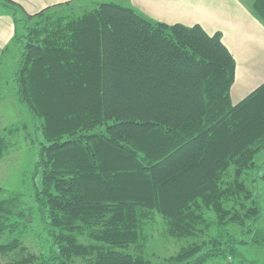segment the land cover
I'll use <instances>...</instances> for the list:
<instances>
[{"label":"trees","instance_id":"trees-1","mask_svg":"<svg viewBox=\"0 0 264 264\" xmlns=\"http://www.w3.org/2000/svg\"><path fill=\"white\" fill-rule=\"evenodd\" d=\"M253 8L264 21V0ZM25 13L14 82L46 142L34 201L50 247L13 264H150L142 245L156 216L185 240L170 260L258 264L243 248H264V174H251L264 149V81L231 101L235 59L220 32L112 1ZM23 202L0 198V234L32 221Z\"/></svg>","mask_w":264,"mask_h":264},{"label":"rangeland","instance_id":"rangeland-1","mask_svg":"<svg viewBox=\"0 0 264 264\" xmlns=\"http://www.w3.org/2000/svg\"><path fill=\"white\" fill-rule=\"evenodd\" d=\"M73 1L74 3H94L97 0ZM99 1L125 4L120 0ZM20 6L16 2L0 0V137H3L5 142L3 154L0 158V198L7 197L11 192L20 194L24 201L22 207L26 208V211H30L32 221L28 223L29 225L23 233L17 230L0 234V245L10 242L13 236L18 237L21 235V242L18 247L10 251H0V264H13L28 257L27 255L31 256V254L36 257H38L39 253L47 254L50 247L49 241L46 240L47 224L37 211L34 201V195L42 184V168L37 163L40 158L41 146L46 142L42 136L39 121L33 117L24 103L18 101L14 82L20 47L17 37L23 34L24 20L27 18L26 8L22 5ZM5 18L10 19L13 26L11 38L8 40H6L7 36L4 35V28L7 24ZM14 18L17 22H14ZM257 48L260 47L257 45ZM259 64L260 62L257 63V65ZM243 77V72L239 71L235 82L233 81V103L240 101L264 80H256L258 84L247 87L244 86L245 79ZM256 158L260 169L251 172L253 177L259 176L260 173L264 174V149L258 153ZM255 191L258 192L260 199L261 219L259 225L264 226L263 181H260ZM239 229V226H235V235L239 233ZM145 230L147 231V236L143 240L142 250L144 257L150 261V264L185 263V259L170 260L171 257L177 254L180 247L185 244V240L169 236L164 231L160 217L156 216ZM243 250L247 257L254 256L258 264H264L263 247L250 246L243 248ZM209 264L222 263L215 260L214 262H209Z\"/></svg>","mask_w":264,"mask_h":264},{"label":"crops","instance_id":"crops-1","mask_svg":"<svg viewBox=\"0 0 264 264\" xmlns=\"http://www.w3.org/2000/svg\"><path fill=\"white\" fill-rule=\"evenodd\" d=\"M13 1L24 6L27 13H35L47 5L67 0ZM120 1L125 3L120 2L121 4L131 6L136 12L155 22L178 23L187 26L199 24L208 33L219 31L223 43L235 59L234 82L239 71L243 72L244 86L247 87L249 85L255 86L258 84L256 80L262 81L264 79V22L254 11L255 0ZM5 20L7 24L4 28V35L7 36L6 40H8L11 38L13 26L10 19L5 18ZM257 45L260 48L256 49ZM258 62H260L259 65H257ZM233 84L230 89L231 101Z\"/></svg>","mask_w":264,"mask_h":264}]
</instances>
